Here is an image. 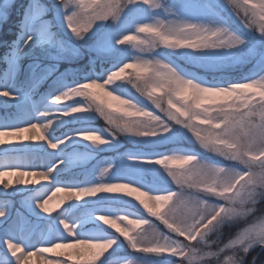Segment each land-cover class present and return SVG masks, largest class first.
I'll list each match as a JSON object with an SVG mask.
<instances>
[{
	"label": "snow or ice",
	"instance_id": "snow-or-ice-1",
	"mask_svg": "<svg viewBox=\"0 0 264 264\" xmlns=\"http://www.w3.org/2000/svg\"><path fill=\"white\" fill-rule=\"evenodd\" d=\"M13 13L0 264H264V0Z\"/></svg>",
	"mask_w": 264,
	"mask_h": 264
},
{
	"label": "rangeland",
	"instance_id": "rangeland-1",
	"mask_svg": "<svg viewBox=\"0 0 264 264\" xmlns=\"http://www.w3.org/2000/svg\"><path fill=\"white\" fill-rule=\"evenodd\" d=\"M22 2H24V0H17V3H22ZM16 20H17V17L15 15V13H13L11 20H9L7 22L0 21V54L2 56H3L4 52L6 51V49L3 47V43H4V41H7L6 40L8 37L7 35L10 33L9 29L13 28V25L15 24ZM13 38L14 37L11 34L8 41H11ZM2 68H3V65L0 66V69H2ZM41 91H43V89H41ZM102 123H103L102 121H100V122L98 121V122H96V126H100V125H102ZM129 147H131V145L128 144L127 142H124L120 151H123ZM111 155H114V153L113 152L101 153L102 157L111 156ZM7 179H9V178L6 177L5 180H7ZM12 179H15V178L13 177ZM171 186L173 188H175V185H171Z\"/></svg>",
	"mask_w": 264,
	"mask_h": 264
},
{
	"label": "trees",
	"instance_id": "trees-1",
	"mask_svg": "<svg viewBox=\"0 0 264 264\" xmlns=\"http://www.w3.org/2000/svg\"><path fill=\"white\" fill-rule=\"evenodd\" d=\"M13 31H15V29H13ZM8 37H7V41L9 40V37L11 36V34L9 33L8 35H7ZM0 57H2V55L0 54ZM0 65H2V64H0ZM260 209L262 210V211H264V205H261L260 206Z\"/></svg>",
	"mask_w": 264,
	"mask_h": 264
}]
</instances>
